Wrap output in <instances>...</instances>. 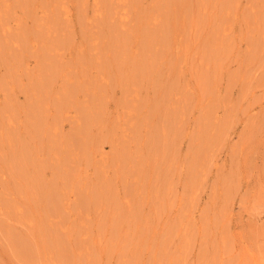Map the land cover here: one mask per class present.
Listing matches in <instances>:
<instances>
[{
  "label": "rangeland",
  "instance_id": "1",
  "mask_svg": "<svg viewBox=\"0 0 264 264\" xmlns=\"http://www.w3.org/2000/svg\"><path fill=\"white\" fill-rule=\"evenodd\" d=\"M0 264H264V0H0Z\"/></svg>",
  "mask_w": 264,
  "mask_h": 264
}]
</instances>
